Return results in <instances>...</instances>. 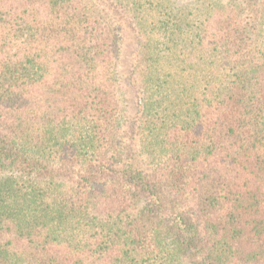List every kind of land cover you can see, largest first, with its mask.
<instances>
[{"label":"trees","instance_id":"1","mask_svg":"<svg viewBox=\"0 0 264 264\" xmlns=\"http://www.w3.org/2000/svg\"><path fill=\"white\" fill-rule=\"evenodd\" d=\"M111 2L0 0V264H264V0Z\"/></svg>","mask_w":264,"mask_h":264},{"label":"rangeland","instance_id":"2","mask_svg":"<svg viewBox=\"0 0 264 264\" xmlns=\"http://www.w3.org/2000/svg\"><path fill=\"white\" fill-rule=\"evenodd\" d=\"M100 5H106L112 11H116L111 0H95ZM118 22L122 34L121 58L119 62V79L122 85L125 101L127 106L126 111V128L130 130V123L138 112L137 98L138 94L135 84L130 75V69L133 62V57L136 49V37L133 30L132 22L125 17H115ZM126 130V131H127Z\"/></svg>","mask_w":264,"mask_h":264}]
</instances>
